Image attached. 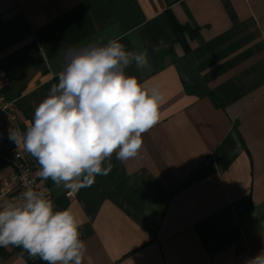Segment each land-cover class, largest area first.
I'll list each match as a JSON object with an SVG mask.
<instances>
[{"label":"crops","instance_id":"crops-1","mask_svg":"<svg viewBox=\"0 0 264 264\" xmlns=\"http://www.w3.org/2000/svg\"><path fill=\"white\" fill-rule=\"evenodd\" d=\"M113 38L147 50L126 75L165 98L137 156L114 152L109 174L76 191L31 162L54 210L80 222L82 264H246L264 251V0H0V93L19 130L67 49ZM11 171L0 164V205ZM0 264L29 263L9 245Z\"/></svg>","mask_w":264,"mask_h":264},{"label":"clouds","instance_id":"clouds-1","mask_svg":"<svg viewBox=\"0 0 264 264\" xmlns=\"http://www.w3.org/2000/svg\"><path fill=\"white\" fill-rule=\"evenodd\" d=\"M58 83L35 108L26 131L9 129L8 139L38 161L36 175L67 190L90 187L108 175L115 152L135 158L142 134L160 119L164 95L125 70L148 66V52L127 51L119 38L64 53ZM107 161V167L102 164ZM81 224L70 209L54 210L42 191L28 187L17 201L0 205V247H22L48 264H82L87 251ZM246 264H264V251Z\"/></svg>","mask_w":264,"mask_h":264},{"label":"built area","instance_id":"built-area-1","mask_svg":"<svg viewBox=\"0 0 264 264\" xmlns=\"http://www.w3.org/2000/svg\"><path fill=\"white\" fill-rule=\"evenodd\" d=\"M10 128L19 129L14 102L0 93V164H7L12 169L11 173L1 180V185L7 189L11 201L20 200L21 193L28 187L45 193L38 187L33 175L31 154L27 153L22 145L17 146L8 139ZM45 196L47 197L46 193Z\"/></svg>","mask_w":264,"mask_h":264},{"label":"trees","instance_id":"trees-1","mask_svg":"<svg viewBox=\"0 0 264 264\" xmlns=\"http://www.w3.org/2000/svg\"><path fill=\"white\" fill-rule=\"evenodd\" d=\"M184 29H187V26H181V25H178L177 23L175 24V32L177 34L176 37L178 40H180L185 45L183 38L181 37ZM188 32H189L188 33L189 36L194 35L193 30L190 29L188 30ZM13 247L27 260L29 264H48L47 261L42 260L38 256L37 257L30 256L22 247H16V246H13Z\"/></svg>","mask_w":264,"mask_h":264}]
</instances>
